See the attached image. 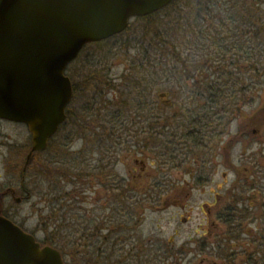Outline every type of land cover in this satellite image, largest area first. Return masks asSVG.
Here are the masks:
<instances>
[{
	"label": "rangeland",
	"instance_id": "obj_1",
	"mask_svg": "<svg viewBox=\"0 0 264 264\" xmlns=\"http://www.w3.org/2000/svg\"><path fill=\"white\" fill-rule=\"evenodd\" d=\"M244 0H224L223 2L228 3L227 10L224 11L223 17L220 14L219 20L214 22V24L210 27L211 30L215 31V34L218 31V24L221 20H224L223 28L228 24L231 27L232 34L236 33V39L240 40L238 36L240 33L246 30H250L251 28L247 26L245 21V13L246 9L244 8L241 2ZM260 1L257 3L253 0L250 1V10H252L253 5L259 8ZM235 9V10H234ZM234 10L236 16L238 17V21L235 18L236 16L232 15L231 12ZM253 12V10H252ZM254 16V15H252ZM236 19V20H235ZM244 19V23L242 20ZM235 21V22H234ZM131 32L127 33L124 37H118L115 39H109L108 42L102 45H89L87 46L77 61L73 62L71 67L69 66L68 75L72 78L75 87L78 89L77 96L78 101L76 102V106L87 104L91 108H84L85 114L80 117L83 119V122L77 125H67L66 132L63 131V135L66 139V142L62 140V137H58L55 140V146L58 145L60 151L56 152L53 147L49 149L47 152L41 156L42 159H51L57 160L60 163L55 164V169H62L66 171L70 169V167L75 165L74 162L70 161L68 157L69 154H75L76 152L83 151V155L89 157L91 153H94L98 146H102V152H108L113 146H118V158L120 164L118 166V171L127 178L129 184L130 182L134 185L135 189L139 191L143 188V185H148L153 187H158V175H151L148 179L143 180L140 178L132 179L130 173L128 172L131 166H134V160L138 158L141 164V160H145L147 171L152 172L153 170L164 172V168L170 167L172 164H177V156L176 154L180 153L178 147H183L179 145L183 140H171L167 133L163 135L161 138H157L155 143H151L149 148L145 150L144 153L138 152L137 148L134 147V150L128 152L129 145H126L122 148V145H109V144H101L108 143L113 140L110 138H106V136H102V132L100 133L98 138H101L98 142L94 141L96 137L89 134V130L95 129L96 126L103 125L102 122L105 118H108L107 113L110 112L108 108H101V100L102 97L98 96L96 99L92 100L93 104L87 103L90 97H92L91 93L87 90L86 85L89 81L91 75L94 72V68L98 66L100 71L104 70L110 78H111V88L108 91V95L106 99L113 100L115 102L120 100L121 92L125 90L124 85L126 83V76H128L129 70L127 63L132 61L129 59L132 56H136L138 54V50L130 49V55H126L121 52L120 47L124 48L126 44L130 41H138L142 37L139 33L142 31L140 23L137 19H134L131 23ZM234 37V38H235ZM124 38V39H123ZM151 37H148V40ZM219 38L214 37L210 38V33H208V37H206V46L208 49L212 51V55L210 54H202L199 63H196L197 69L194 76H198L201 83H196L194 89L198 91V87L203 88L204 84L209 85L217 78L218 74L214 72V65L218 64L220 61L225 62H236L239 63L241 69L240 73L233 70V77L235 80L238 79L240 85L245 83V75L244 71L246 70L247 62L243 59H239L243 53H246V48L250 47V53L253 57V61H259V52H257V48L261 45L264 40L258 38H251L246 35V40L244 49H227L224 47L222 42L218 40ZM225 41V39H223ZM125 41V43H124ZM227 42L229 40L227 39ZM229 43H227L228 45ZM233 42L230 47H232ZM194 48L195 44L193 43ZM248 45V46H247ZM221 47V48H218ZM224 48V49H223ZM252 49V50H251ZM197 50V49H196ZM219 54H218V53ZM215 53V55L213 54ZM224 53V55H223ZM132 54V55H131ZM132 64V63H130ZM226 65L229 63H225ZM92 66V67H91ZM237 70H239L238 65L235 66ZM238 67V68H237ZM134 68L137 66L134 64ZM253 71L250 70L251 75L253 76V82L251 84L250 91H248L247 101L245 104L242 102V107L239 108H227L229 111L225 114V119L221 121L223 123V127H225V134L230 131L232 134L240 133V126L249 125L254 118L257 123H264V113L257 114L259 108L264 107V70L261 71L262 74H254ZM159 77L162 81H165V74H161V72L157 75L154 73V78ZM186 74L184 75V78ZM181 78V76H180ZM225 78V77H224ZM194 79H196L194 77ZM180 81L181 86L183 88L189 89L192 86V83L195 81ZM188 83V84H187ZM194 84V83H193ZM170 85H157L155 91L156 95L153 99L154 104L152 105V110L154 112L164 110L162 107H165L166 103L172 104L175 103L177 91L172 90ZM209 87V86H208ZM124 88V89H123ZM210 88V87H209ZM208 88V90H209ZM209 92V91H208ZM154 93V94H155ZM165 94V96H162ZM186 91L183 92V96H185ZM120 95V96H119ZM186 97V96H185ZM118 98V99H117ZM231 96L229 97L230 100ZM185 99V98H184ZM96 100V101H95ZM73 104V102H72ZM78 104V105H77ZM116 103V105H118ZM193 103H188L186 108H190L189 105L192 106ZM239 104L238 97H235L234 105ZM114 105L113 108H110L114 111L119 110L120 108H116L118 106ZM182 104H173L171 109L167 111H177L180 109ZM70 108H74L71 105ZM181 108V109H186ZM76 111L82 110L83 108H75ZM218 110L221 108H217ZM72 111V109H70ZM187 110V109H186ZM75 115L76 112L72 111ZM168 112V114H169ZM235 114H234V113ZM151 111L149 115H151ZM160 114V112H159ZM127 116H130L127 117ZM125 115L127 121H125L122 126L123 131H128L127 122L131 121L134 115ZM169 117L172 115H168ZM100 120V121H99ZM256 124L255 126H257ZM253 126V127H255ZM264 127V126H263ZM127 128V129H126ZM122 129H118V132L122 131ZM264 133V129H263ZM132 133L130 137V142L134 140H138L136 137L134 139ZM231 134V136H232ZM208 132H204V139L207 137ZM222 136V139L226 136ZM253 132L249 134V136H254ZM264 135V134H263ZM62 136V135H61ZM67 136V137H66ZM31 133L26 125L21 123L10 122L6 120H0V198H1V208L3 213L7 215L9 218L13 219L16 223L22 225L27 231L34 234L39 242L42 243L44 239V229H46L47 225L50 224L51 220L47 218L50 216V203L49 201L52 198L56 197V194L52 191V184L55 182H60V188L64 192H71L74 190L73 184L69 183L62 174L57 173L52 180L48 177H45L41 173L34 172L31 170L32 174L25 177L23 179L21 174H23V168L26 160V156L31 150ZM65 142V145L63 143ZM215 143L217 145V140L215 139ZM214 142H211L209 145L214 147V153L217 154L218 149L222 146L215 145ZM95 144V145H94ZM95 146V147H94ZM167 148V151H164V148ZM187 147L190 148V145L187 144ZM86 149L85 151L82 149ZM122 148V149H121ZM136 151V152H134ZM252 150H247L249 154ZM130 153L131 155H129ZM243 153V147L241 145H237L235 150L231 151V159L238 160V157ZM216 155H214L215 157ZM94 157H100L99 153H96ZM82 159V158H81ZM177 160V161H176ZM221 160V158L219 159ZM223 160V159H222ZM80 158L75 162L79 171L84 172L86 169L85 166L80 165ZM169 165H165V163ZM215 166V171L212 174L214 178V184H221L223 182V167L218 168ZM172 167V166H171ZM170 167V168H171ZM84 168V169H83ZM185 168V167H184ZM176 172L170 174L173 181H177L178 178L181 177V180L188 179L189 176L183 175L181 171L176 169ZM105 171V170H104ZM187 174V173H186ZM62 176L63 178H60ZM48 178V180H47ZM235 178L234 174H230L229 180H233ZM93 181V180H92ZM81 182L77 184L78 194L81 192L82 196L84 194L87 196V200L83 203H78L80 198H76L73 202L69 201L68 203L71 205L76 203V208L79 211H75L71 213L72 210L69 211V214H66L67 219L74 218L76 221L70 222V220L64 219V211L58 212L56 214L57 220L56 224L65 227L64 232L69 233L70 225H75V228L79 230L77 237L85 236V241L77 239V241H73L68 239L67 237L63 238L64 246L66 248V254L64 255L65 261L68 264H213V260L220 261V256H217V252L210 253L212 250V242L215 239L210 237L208 233V226L206 210L201 211L200 207L204 203L211 204L214 200V196L217 194V191L214 187L212 192L204 191L201 189H184L181 190L182 197H179L180 191L169 192L166 195L173 196L171 203L179 202V205H184L185 210L178 208L176 206H165L166 208H162V200L159 199L160 192L155 190L152 192L151 196H154L156 200L155 203L151 201H146L145 198L142 197L140 193H135L136 198L134 197L135 205L133 211V220H121L122 217H127V215H120L121 209L119 208V212H112L115 208L113 199L108 195V198L100 199V194L97 193L96 189L99 187L96 185V189H83L81 190ZM214 185V186H215ZM88 186V185H86ZM146 189V188H145ZM214 192V193H213ZM213 193V194H212ZM223 196L226 193H221ZM58 195V194H57ZM139 195V200L137 196ZM16 198H21V202H16ZM153 200V199H152ZM63 202V201H62ZM112 204V205H111ZM114 207V208H113ZM66 209V208H65ZM236 217L241 219L239 211L232 212ZM49 214V215H48ZM77 217H75V216ZM230 215H232L230 213ZM233 216V215H232ZM231 216V217H232ZM233 218V217H232ZM238 218V219H239ZM118 219L117 227L118 232L112 236H106L111 231V227H115V222ZM185 219H189L185 221ZM79 220V221H77ZM114 221L112 223L111 221ZM120 221V222H119ZM79 222V223H78ZM260 224V222L258 223ZM222 225L225 227L222 223ZM49 229H54L56 225H49ZM69 226V228H68ZM253 226H257L253 224ZM89 227V228H88ZM93 228V229H92ZM247 230V226L245 228ZM223 231V230H222ZM71 231V233H73ZM210 237V238H209ZM116 241L119 244H116ZM258 247H250L247 251L248 254L252 253L253 250H256ZM58 249V248H57ZM60 250V249H58ZM220 257V258H219ZM254 261H255V257ZM205 259L204 263L203 260ZM255 264V263H252Z\"/></svg>",
	"mask_w": 264,
	"mask_h": 264
},
{
	"label": "trees",
	"instance_id": "obj_2",
	"mask_svg": "<svg viewBox=\"0 0 264 264\" xmlns=\"http://www.w3.org/2000/svg\"><path fill=\"white\" fill-rule=\"evenodd\" d=\"M223 1L224 0H174L167 8L160 12L152 16L138 18L137 21L140 23L142 29L139 34L142 35V37L138 41H130L124 48H122V46L120 47L121 52L126 55H130V49L138 50V54L132 56V58L130 57L129 59L132 61L127 63L129 73L128 76H126V83L124 85L125 90L121 92V96L119 95L120 100L116 101V103L119 102V104L116 105V103H114L115 100L112 102L113 100L106 99L108 91L110 89L112 90V88L111 78L106 75L107 73L104 70L100 71L98 66H96L87 82V90H89V92L92 91V93L90 92L92 97H90L87 103L93 104L92 100H94V98L96 99L98 95L102 97L101 108H108L110 111L107 113L108 118L100 122L101 124L103 123V125L96 126L94 130H89V134L98 138L97 136L103 131L102 136H106V138H110L113 141L101 144H123V148L126 145L131 146L129 144V136L134 133V139H136V137L139 139L135 140L132 146L145 151L150 145L152 147V144L157 141V138L163 137L165 134L164 131L168 129V136L171 140L177 139L178 136L179 138L186 139L179 143V145L183 146V148L179 150V156L188 153V150H186L187 143L190 145L192 151H194L196 145L201 143L206 145H209L211 142L215 143V139L217 140V145L216 143L215 145L218 146L220 139L225 135V127H223L221 121L225 119V114L229 111L227 108H239L240 110L242 102L245 104L249 101L246 99L253 82V76L250 70L257 75L262 74L261 71L264 70V42H262L257 48V52H259V58L257 56V59H259V61H253L252 54L249 50L250 47L246 48L244 58V61L247 62L246 70L244 71L245 83L240 85L238 79L235 80L233 77L232 69L240 73L241 67L239 63L236 64V62L231 63L222 60L214 65V72L218 74L217 78L214 80L215 82H212L210 85L209 83L204 84L203 88L198 87V91L194 89L195 86H197L196 83H201L199 77L197 75L194 76L197 69L196 63L200 62V60L197 59L200 58L202 54L207 55L211 52L210 49L205 47L208 42L206 41V37H208L209 33L208 20L213 19L214 22L215 20L217 22L219 20L218 16H220V14H218L219 12H221L223 17L222 13L226 11L229 6L228 3L225 4ZM250 1L251 0H244V2L240 1L246 9V24L251 28L250 30H246L245 34L251 38L256 39L259 37V39L264 40V0H253L256 3L260 1L259 8L253 5V12L250 10ZM234 10H232L231 14L236 16ZM235 18L237 21L239 20L237 16ZM223 21L224 20H221L219 22L215 37L219 38L218 40L222 42L221 44L226 47L223 39L228 35L226 27L228 24L223 28ZM131 25L124 34L111 39L124 37L127 33L131 32ZM149 36L151 38L148 40ZM108 41L109 40L91 45L100 46ZM193 43L195 47H197V50L194 48ZM233 49L238 48L232 47V50ZM225 63L229 64L226 65ZM134 64L137 68H134ZM236 65H238L239 70L236 69ZM160 72L161 74H165V81L158 79L159 77L154 78V73L157 75ZM185 74L186 77L184 78ZM194 77L196 79H194ZM184 79H186L187 82L195 80L193 82L194 84L192 83V86L187 90L180 85V81H185ZM161 83H163V85H170L168 87L177 91V98L174 104L180 103L182 104V108H186L185 105H187V102L190 104L193 103L192 106L189 105L190 108L187 110L181 109L180 107L176 112L170 111L169 114L172 116L167 119V125H163V118L159 114L160 111L154 112L152 110V105L154 104L153 99L156 95L155 91L158 90L156 86L161 85ZM184 91H186V97L183 96ZM78 95L80 96L77 87H75V98L72 104L74 108H69V123L74 125V127L77 124L80 125L83 119L86 120L84 117L83 119L80 117L81 114H85L86 110L84 111V108H91L87 104H77L78 106H76ZM230 96L231 98L229 100ZM235 97H238L239 104L237 105H234ZM114 105L118 106L116 108L120 109L117 111L110 109L113 108ZM75 108L83 109L76 111ZM217 108L221 109L218 110ZM70 109L75 111L76 114L74 115ZM150 111L152 113L151 115H149ZM129 114L134 115V117L127 123V125H129L128 131H123L119 126H122V124L127 121L125 115L127 116ZM127 117L130 118V116ZM118 129H122V131L118 132ZM204 132H208L205 139ZM98 144L100 143L98 142ZM44 153L45 152L36 153L34 161L26 171V177L32 174L31 170L38 172V174L41 173L50 180L59 173L70 181L69 183L73 184L74 190L68 193L62 191L59 187L60 182H54L52 184V191L58 195L56 194V197L49 201L50 216H47V218L51 220L49 225L53 224L56 226L52 230L49 229L50 226L47 225L46 229H44L45 234L42 241L43 245L54 246L60 249L63 254H66L63 238L67 237L75 242L77 239L79 240V238L85 241V236L77 237L79 232L77 228H75L73 232L75 225L69 224V233H65V227L61 225L58 226V224L55 223L57 220L56 214L64 210H66L63 213L65 215V220H70V222L76 221L73 217L67 219L66 214H69L70 210H72L71 213H73L74 210L79 211L75 207L76 203H71L70 205L68 202H73L76 198H82L81 192L79 191L78 194L77 190V184L82 182V174L77 167L78 164L75 163L79 159V152L68 155L70 161L74 162L73 164L75 167L72 166L66 171L62 169L56 170L55 167H53L56 163L59 164L60 160L42 159L41 156H43ZM62 176H60V178H63ZM80 185L82 187V183H80ZM81 201L82 199L79 200L78 203H81ZM71 231L73 233H71ZM110 232L106 236H111L112 233ZM262 264H264V261Z\"/></svg>",
	"mask_w": 264,
	"mask_h": 264
},
{
	"label": "water",
	"instance_id": "obj_3",
	"mask_svg": "<svg viewBox=\"0 0 264 264\" xmlns=\"http://www.w3.org/2000/svg\"><path fill=\"white\" fill-rule=\"evenodd\" d=\"M172 2L0 0V119L24 124L32 135L23 179L35 153L47 149L67 119L74 96L69 64L87 44L122 34L132 19ZM1 206L0 198V264H67L58 249L3 215Z\"/></svg>",
	"mask_w": 264,
	"mask_h": 264
},
{
	"label": "flooded vegetation",
	"instance_id": "obj_4",
	"mask_svg": "<svg viewBox=\"0 0 264 264\" xmlns=\"http://www.w3.org/2000/svg\"><path fill=\"white\" fill-rule=\"evenodd\" d=\"M242 22H245L244 19ZM213 24V19H209L208 28L211 39L215 37V31L210 29ZM226 27L228 31L227 37H224L226 48L229 49L234 47L239 50L244 49L243 46H245L246 43V31L240 33V36H238L240 40H237L235 37L236 33H231V27L229 25ZM227 39L229 42H227ZM232 42V47H230ZM227 43L229 44L227 45ZM211 53L212 51L210 52V55H212ZM213 54L215 55V53ZM244 58L245 53L239 57V59L243 60ZM173 104V101L172 104L166 103L165 107H162L164 110L160 109V115L163 118V125L168 124L167 119L169 118V111L167 110L171 109ZM261 113H264L263 105L262 108H259L257 111V114ZM257 119L258 117L254 118L249 125L240 126L238 129V131H241L240 133L232 134V132L229 131L227 135L225 134L226 136L223 139H220L218 148L220 145L222 146L218 149L217 154H213L215 150L214 147L204 143L196 145L194 151L186 147L188 153L181 155L182 157L176 154L178 155V163L172 164V167L170 166L171 168H164V172H162V170L160 171V169L158 171L153 170L152 172H148L145 160H141L140 164L138 158L135 159V165L131 166L128 171L133 180L140 178L143 180L148 179L149 182V177L153 174L156 175V173L159 172L157 179L159 182L158 187H153V185L148 186L146 184L143 185V188L141 190L139 189V191L135 189L131 182L129 184L127 178H125L117 169L120 161H122L117 159L119 151L118 146H113L111 151L109 150L105 153L102 152V146H98L96 151L91 153L89 157L83 155V151H81L79 155L81 160L80 165L86 167V169L83 168L84 172L81 171V190L83 192L85 191L83 189L86 188L96 189L95 184H98L99 187L96 191L100 194V199L108 198V195L110 194V197L113 199V202L111 203H114L115 205L112 212H119L120 208V215H127L126 218L122 217L121 220L124 221L126 219L132 221L134 219L132 216V210L135 205V202L133 203L134 197L136 198L135 193L143 194L142 197L145 198V202L151 201L155 203L156 200L151 194L153 191L158 190L160 192L159 199L162 200V208L176 206L184 209L185 206L179 205V202L177 201L171 203L173 196L171 195V197L168 196L166 198L167 193L170 191L173 192V190L180 191L179 197H182L181 190L186 188L191 190H208L212 192V189L215 187L217 194L214 196L212 203H204L198 207L201 211L206 210L207 215L205 218L207 220L208 233L210 237L215 239L214 242H212V250L210 253L217 252V256L221 257V259H219L220 261L213 260V264H262L264 261V123L263 120L262 122L257 123ZM256 124L258 125L255 126ZM67 125H70L69 109L67 110V120L61 125L56 135L50 139L48 150L52 147L56 152L61 150L58 145L55 146V140L58 137H62V140L66 142L67 138L64 137L63 131L66 132ZM168 132V129L164 131V133L167 134ZM252 132L255 135L249 136ZM94 139V141H99L101 138ZM177 139L183 141L186 140L181 137L179 138V136ZM65 142L63 145H65ZM129 144L131 146L128 147V152L134 150V146H132L134 145V140L130 142L129 139ZM237 145L243 147V153L236 161L232 160L230 157L231 151L235 150ZM182 148L183 147H178V150H181ZM249 149L252 151L248 154L247 150ZM82 150L85 151L86 149L84 148ZM137 151L141 153L145 152L140 148H137ZM164 151H167L166 147L164 148ZM96 153H99L100 157H94ZM128 154L131 155L130 153ZM214 155L216 156L214 157ZM220 158L221 160H219ZM165 165L169 164L166 162ZM214 165L218 168V172L220 167H223V169L225 168L223 172V182L221 184H214V178L212 175L216 169ZM176 169L181 171L182 176H189V180H181L180 177L177 181H173L170 174L172 171L176 172ZM230 174H234L235 178L233 180H229ZM183 187L185 188L180 190V188ZM221 193L226 194L223 196ZM137 198L138 200L140 199L139 195ZM86 200L87 196L84 194L81 203ZM236 211H239L241 219L239 217L235 218L232 212ZM230 213L233 216L230 215ZM188 220L189 219H185V221ZM111 222L114 223L113 220ZM259 222L260 224H258ZM117 223L118 219L115 222V227H111L110 233H112V235L115 234L116 231L118 232ZM222 223L226 226L224 227ZM253 224H256L257 226L255 227ZM246 226L247 230H245ZM116 244L118 245L119 242L116 241ZM256 245L258 248L253 250L251 254L249 253L247 257L248 248L256 247ZM253 257H255V261ZM204 261L205 259L202 263H204Z\"/></svg>",
	"mask_w": 264,
	"mask_h": 264
}]
</instances>
